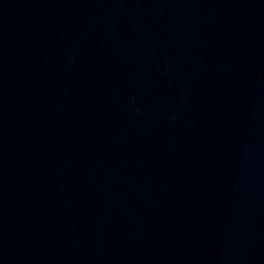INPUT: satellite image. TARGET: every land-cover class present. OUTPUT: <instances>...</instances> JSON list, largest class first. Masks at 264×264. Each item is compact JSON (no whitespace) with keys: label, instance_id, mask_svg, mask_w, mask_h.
I'll list each match as a JSON object with an SVG mask.
<instances>
[{"label":"water","instance_id":"95a60500","mask_svg":"<svg viewBox=\"0 0 264 264\" xmlns=\"http://www.w3.org/2000/svg\"><path fill=\"white\" fill-rule=\"evenodd\" d=\"M0 264H264V0H0Z\"/></svg>","mask_w":264,"mask_h":264}]
</instances>
